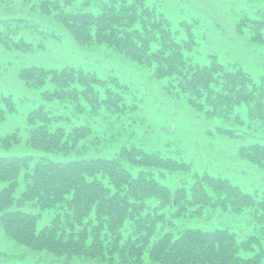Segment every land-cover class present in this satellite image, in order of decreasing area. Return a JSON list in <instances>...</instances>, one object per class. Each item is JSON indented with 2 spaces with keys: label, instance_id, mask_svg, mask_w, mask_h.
Instances as JSON below:
<instances>
[{
  "label": "trees",
  "instance_id": "1",
  "mask_svg": "<svg viewBox=\"0 0 264 264\" xmlns=\"http://www.w3.org/2000/svg\"><path fill=\"white\" fill-rule=\"evenodd\" d=\"M170 1L0 0V70L13 64L35 91L0 89V127L21 117L0 130V235L10 243L0 264H264V182L240 178L264 177V142L235 147L229 168L199 169L181 139L159 134L157 144L152 132L156 121L175 132L169 115L184 110L210 134L264 132V67L254 75L202 40L207 11L230 3L234 34L264 50V0ZM46 39L100 69L18 60ZM240 213L250 218L243 230L209 223Z\"/></svg>",
  "mask_w": 264,
  "mask_h": 264
},
{
  "label": "rangeland",
  "instance_id": "2",
  "mask_svg": "<svg viewBox=\"0 0 264 264\" xmlns=\"http://www.w3.org/2000/svg\"><path fill=\"white\" fill-rule=\"evenodd\" d=\"M182 6H185L184 0H181ZM200 5H208L213 3V0H203L199 1ZM180 0H171L170 3L174 8L178 7V3ZM208 2V3H205ZM188 3L191 4L192 0H188ZM203 3V4H202ZM235 3L234 7L236 9H241V4L244 3V0H233ZM230 3L226 7L217 6L216 8L210 9L207 11V15L211 19H207V23L211 28L205 27V36L202 37V40H206L210 44V48L217 51L219 57L223 60H233L236 59L239 61L245 68L251 70L254 75L259 74L264 67V50L260 52L250 51V48L245 47L241 41L239 40L241 36L234 34V26L231 23V20H228V7ZM240 6V7H239ZM239 7V8H238ZM200 25L203 24L205 26V22L200 20ZM215 23H219L218 25H213ZM241 49V50H240ZM3 52V49L0 46V58L4 60L7 55ZM206 50H203L201 47L196 51V56L200 61H207ZM21 58V63H42L50 66H62L65 64H73V65H82L87 68H94L99 70L100 67L98 62L90 57L83 56L80 53H70L68 50L67 41L54 40V39H46L44 41V47L38 48L37 50H33L27 53H21L18 55V60ZM14 58H12L13 60ZM20 62H18L19 65ZM126 71L134 72V79H136V83L145 82V77L142 74L139 68L133 69L132 63L124 62ZM15 64V63H14ZM124 70V69H123ZM124 72L126 75H129L128 72ZM17 69L13 64H8L7 68L0 70V89L5 91H12L14 94H27L29 96H33L35 91L32 88H29L18 79L16 76ZM150 111L152 113L159 112L157 108V102H155ZM173 109L171 107L165 106L164 113L168 116ZM156 114V113H154ZM160 115V116H159ZM177 122H173L172 129L176 126L177 129L175 132L170 133L167 130V123L164 124L161 121H156V127L153 128V140L155 143L160 144L161 140L157 138L159 134H164L163 138H175L181 139L184 148L185 155L188 158H191L194 162V165L197 168L207 167H221L225 166L229 168V164L227 163V157L232 156V152L235 147L240 144L248 143L250 141L259 140L264 142V132L260 131V128L253 130V125L247 127L245 129L246 133L243 138L234 139V138H226L225 136H221L220 134H210L207 131V126L204 121L199 118L189 117L186 114V111H177L176 115ZM163 117V112L156 114V118L159 120ZM21 117L15 116L9 118L1 127L0 130L7 131V129L11 128L12 122H19ZM152 120V118H151ZM155 121V120H154ZM216 121L212 122V125L215 124ZM154 127V122H153ZM151 130V128H150ZM18 149H21L23 144L15 145ZM213 167V168H214ZM236 167V166H235ZM246 176L241 177V180L248 184L253 181L255 186L264 182V177L261 175H256L257 172L245 171ZM236 176V171L233 172ZM243 182V183H244ZM260 182V183H259ZM229 215H212L210 216L209 223H223L224 221L230 223H234L237 225H244V228H239L236 225L234 226L238 230H243L249 227V215L247 213L240 214H230ZM47 219H42L40 224L43 225ZM242 227V226H240ZM3 236V235H2ZM10 246V243L5 240H2L0 235V258L6 259L4 250Z\"/></svg>",
  "mask_w": 264,
  "mask_h": 264
}]
</instances>
